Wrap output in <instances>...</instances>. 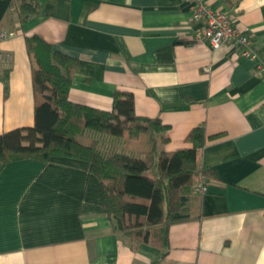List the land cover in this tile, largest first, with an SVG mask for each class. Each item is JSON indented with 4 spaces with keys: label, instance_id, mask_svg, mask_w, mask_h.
Segmentation results:
<instances>
[{
    "label": "crops",
    "instance_id": "obj_1",
    "mask_svg": "<svg viewBox=\"0 0 264 264\" xmlns=\"http://www.w3.org/2000/svg\"><path fill=\"white\" fill-rule=\"evenodd\" d=\"M21 22L0 21V135L34 124L25 38L77 60L70 101L110 111L116 93L135 114L169 126L167 151L204 126L189 220L172 224L168 249L134 244L103 207L87 162L14 161L0 172V264H264V0H205L234 20L257 59L197 39L185 0H33ZM202 172L205 174H202ZM200 185L204 188L201 191Z\"/></svg>",
    "mask_w": 264,
    "mask_h": 264
},
{
    "label": "trees",
    "instance_id": "obj_2",
    "mask_svg": "<svg viewBox=\"0 0 264 264\" xmlns=\"http://www.w3.org/2000/svg\"><path fill=\"white\" fill-rule=\"evenodd\" d=\"M11 6L21 22L38 12L33 0H0V21ZM25 43L32 64L34 124L0 135V172L25 159L87 162L101 183L114 231L136 245L160 249L163 257L169 227L192 217L196 157L207 140L204 126L187 134L189 147L167 151L169 126L137 116L131 94L116 93L110 111L74 103L68 93L77 60L53 51L38 36L26 37Z\"/></svg>",
    "mask_w": 264,
    "mask_h": 264
},
{
    "label": "built area",
    "instance_id": "obj_3",
    "mask_svg": "<svg viewBox=\"0 0 264 264\" xmlns=\"http://www.w3.org/2000/svg\"><path fill=\"white\" fill-rule=\"evenodd\" d=\"M189 3L191 19L199 24L196 38L206 39L212 49H218L223 44H231L239 49L240 56L243 58L257 59L250 47L247 37L240 35L234 25V20L226 13L210 9L205 0H185ZM13 33L0 31V42ZM7 55L0 51V63L7 61ZM256 69L264 79V59H257ZM200 185V190H203Z\"/></svg>",
    "mask_w": 264,
    "mask_h": 264
},
{
    "label": "rangeland",
    "instance_id": "obj_4",
    "mask_svg": "<svg viewBox=\"0 0 264 264\" xmlns=\"http://www.w3.org/2000/svg\"><path fill=\"white\" fill-rule=\"evenodd\" d=\"M151 173V174H150ZM149 174H150V176H154L155 175V171L154 170H152V172H150Z\"/></svg>",
    "mask_w": 264,
    "mask_h": 264
}]
</instances>
